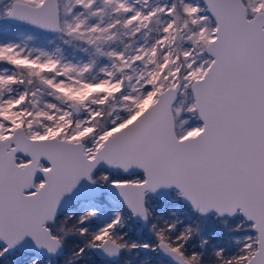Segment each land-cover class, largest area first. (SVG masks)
Segmentation results:
<instances>
[{"label": "snow or ice", "instance_id": "1", "mask_svg": "<svg viewBox=\"0 0 264 264\" xmlns=\"http://www.w3.org/2000/svg\"><path fill=\"white\" fill-rule=\"evenodd\" d=\"M0 20L63 45L0 43V259L25 241L57 258L75 238L61 264H264V0H0ZM81 181L123 208L94 229L99 195L58 216ZM162 191L217 219L225 245L154 216Z\"/></svg>", "mask_w": 264, "mask_h": 264}, {"label": "rangeland", "instance_id": "2", "mask_svg": "<svg viewBox=\"0 0 264 264\" xmlns=\"http://www.w3.org/2000/svg\"><path fill=\"white\" fill-rule=\"evenodd\" d=\"M11 26H13V25L10 24L8 21L0 20V35L4 38V40H0V43L25 42V43H28L29 46H35V44H31V42L35 41L34 39L37 37H40L43 39H49L50 41L58 39V37H56L54 34H51V35L47 34V35H44L45 37H42L39 35L35 36L34 35L35 33H32V32H25L24 35L20 36V40H16V39L14 40L11 38V35H10L11 34V30H10ZM38 31H40V30H38ZM35 47L44 48L41 45H37ZM48 50H51V49H48ZM70 60H73V59H70ZM73 61H76V60H73ZM100 171H103V170H100ZM114 175H118V174H114ZM147 199L152 202L150 207L153 209V212L156 215L159 214V217H162L166 220L171 221L174 218L179 219L183 222V224L185 223L184 225H187V223H189L191 221L192 222L200 221L204 225L208 224V225L214 226V229L211 232H209L212 234L213 233L217 234L218 231L223 229L220 222L218 220H216L212 215H211L212 219L211 218H206V220L198 219L200 217L195 216L196 214H193L191 212L188 205H186V204L180 205L181 202L179 199H177L175 197L174 191L167 194L161 200H157L154 197H151V198L149 197ZM94 201H95V199L94 200H87L86 202H77L76 204H74L70 208L66 209V212L64 213L63 216L68 215V214L73 213V212H75L76 214H79L84 209V207L93 206ZM100 202H101L102 206L100 207L97 220L92 222L91 227L93 229L95 227H98L102 222H106V221L110 220L111 212L113 210L122 209L120 207V205H118L117 202L113 201L111 198H109V196H106V195L100 196ZM161 209H163V210L161 211ZM173 213L175 214V216L172 215ZM125 215H127V213H125ZM235 218H236V220H235V224H236L241 218L240 217H235ZM132 228H135L134 230H136V227L134 226V224L131 223V224H129L128 229H127L129 231V233L131 231H133ZM138 231H139V229H138ZM206 234H207V232L203 233L204 236ZM243 234L244 233H239V234H234V235H243ZM143 253L144 252L139 254L141 260L149 261V262L154 264V262L156 261L155 259H158V258L160 259V257L154 256L151 253H144V254H147V257L141 258V255ZM32 258H33V256L29 252H22L19 249H16V250H14V252L7 254L4 258L0 259V264H29V262ZM36 258L39 259L40 264H49V261H51V264H56V261H57L56 259L51 258V257H46V258L36 257ZM127 258L131 261V263H132V261L137 260V259H133L131 255H129ZM119 262H120L119 264L123 263L122 260Z\"/></svg>", "mask_w": 264, "mask_h": 264}, {"label": "trees", "instance_id": "3", "mask_svg": "<svg viewBox=\"0 0 264 264\" xmlns=\"http://www.w3.org/2000/svg\"><path fill=\"white\" fill-rule=\"evenodd\" d=\"M11 38L12 39H16V40H20V36L24 35L25 32H32V33H35L34 35H39V36H42V37H45L44 35H51V33H42L41 31H38L37 29H33V28H30V27H22V26H11ZM35 38V37H34ZM0 40H4V38L0 35ZM35 41H32L31 44H35V46L37 45H41L43 46L44 48L46 49H53L57 46H60V47H63V45H61L60 43V40L59 38L57 40H52L50 41L49 39H43V38H40V37H37L34 39ZM64 54L67 56L68 59H73V60H79L82 58L81 54L79 52H74L71 48H65L64 49ZM155 216V214H154ZM197 216V215H195ZM207 218H211L212 219V216H208ZM198 219H201V218H198ZM204 220H206V218H204ZM217 220V219H216ZM235 220L236 218H233L232 220L229 221V224L230 225H234L235 224ZM200 222V221H198ZM134 224V226L136 227V230H134L135 228H132L133 231H131L129 234H130V237L134 240H137V241H143V242H150L151 241V235L149 234L148 232V229H147V225H139L137 223H135L134 221H131L130 224ZM194 222H189L187 223V225H191L193 224ZM185 224V223H184ZM201 227L203 229V233L204 232H207V234L205 235L207 238H209L212 242L213 245H217V246H223L225 245L226 241L228 240L229 238V233L227 232V230L225 228H223L222 230L218 231L217 234L216 233H209L211 232L213 229H214V226L212 225H204L203 223H201ZM214 225V224H213ZM139 229V231H138ZM127 230V229H126ZM234 235V234H233ZM71 242L77 244L79 243L75 241V238L74 240H72ZM68 244H72V243H69ZM228 247L229 249L231 250V244H228ZM70 247H66L65 249V252H66V256L69 255V250ZM143 257H147V254H142L141 255V258ZM156 261L154 262V264H162L163 263V260L161 259H155ZM148 264H153L149 261H147ZM132 264H139V261L138 260H135V261H132Z\"/></svg>", "mask_w": 264, "mask_h": 264}, {"label": "water", "instance_id": "4", "mask_svg": "<svg viewBox=\"0 0 264 264\" xmlns=\"http://www.w3.org/2000/svg\"><path fill=\"white\" fill-rule=\"evenodd\" d=\"M10 24H12L13 26L16 25V26H22V27H30V28H33L27 24H23V23H19V22H16V21H8ZM33 29H36V28H33ZM46 33V32H44ZM24 159H27L26 157H24ZM43 161L45 164H47L46 161L44 160H41ZM100 167H103V165H101ZM99 167V168H100ZM106 169V168H105ZM108 170V169H106ZM109 171V170H108ZM134 173V172H133ZM42 177V175L40 173H37L35 178L36 177ZM36 180V179H35ZM170 192V191H168ZM168 192H159L155 195H149V196H155L157 197L158 199H161L166 193ZM101 193H104V194H107L109 195L110 197H112L114 200H116L117 202H119V197L118 195L116 194V192L111 189V188H108V187H105L103 189H98L96 187H93V186H90L87 182L85 181H81V183L77 186L76 189L73 190V192L71 194H68L66 195L61 203H60V206L58 208V214L61 212L60 210L65 208V207H68L70 206L71 204L75 203L77 200H87V199H93L94 197H97L98 195H100ZM182 202H184L185 204H187L185 201L181 200ZM188 205V204H187ZM193 212V211H192ZM194 213V212H193ZM137 222H139L138 220H136ZM140 223V222H139ZM141 225V223H140ZM20 251L22 252H29L30 254L32 253V255H39V256H46L45 253L43 252H37V250L31 245V242L30 241H25L20 247H18ZM63 251V250H62ZM13 252V251H12ZM11 253V252H10ZM62 253V252H61ZM96 256H98L99 258L101 257L99 255V253H96L95 254ZM103 258V257H101ZM104 259V258H103ZM110 261V260H109Z\"/></svg>", "mask_w": 264, "mask_h": 264}, {"label": "flooded vegetation", "instance_id": "5", "mask_svg": "<svg viewBox=\"0 0 264 264\" xmlns=\"http://www.w3.org/2000/svg\"><path fill=\"white\" fill-rule=\"evenodd\" d=\"M41 164H43L45 167H47L48 165L47 164H45L43 161H41ZM100 170H103V171H108V170H106L105 168H103V167H100L98 170H97V172H100ZM114 174H117V173H114ZM133 174H138V173H133ZM36 180H35V182L36 183H39L41 180H42V178L41 177H36L35 178ZM170 192H172V191H170ZM170 192H168V193H166L162 198H164L167 194H169ZM102 195H106V196H109V195H107V194H104V193H101L100 195H99V197L100 196H102ZM151 198V197H154V198H156L157 200H161V199H158L157 197H155V196H148L147 198ZM96 197H94L93 199H87V200H94ZM109 198H111L113 201H115V202H117L116 200H114L112 197H110L109 196ZM87 200H77L75 203H73V204H71L70 206H68V207H65V208H63V209H61L60 211V213L58 214V216H63L64 215V213L66 212V209H68V208H70L71 206H73L74 204H76L77 202H86ZM180 202H181V204L180 205H182V204H185L184 202H182L181 200H180ZM118 203V205H120V207L121 208H123V206H122V204H121V202L119 201V202H117ZM161 204V203H160ZM187 205V204H186ZM189 206V205H188ZM189 208H190V206H189ZM163 209H161V211H162ZM190 210H191V208H190ZM191 212H192V210H191ZM126 213V212H125ZM193 213V212H192ZM153 214H155L154 212H153ZM193 214H195V213H193ZM155 216H159V214H155ZM211 216V215H210ZM135 223H137V224H139L140 225V223L139 222H137V221H134ZM142 225V224H141ZM72 240H74V238H72V239H70L68 242L69 243H72V244H70L69 245V247H71V245H73V244H75V243H73V242H71ZM75 241L76 242H78L76 239H75ZM17 249H19V248H17ZM66 249V248H65ZM65 249H63V251H62V253L60 254V256L59 257H57V258H54V259H56L57 261H56V264H61V261L63 260V259H65L67 256H66V252H65ZM69 250H70V248H69ZM14 252V251H13ZM12 253V252H11ZM9 254V253H8ZM31 255H32V253H31ZM33 257H39V258H46V257H48L47 255L46 256H39V255H32ZM161 260H162V258H160ZM119 261H121V260H116V261H109V260H106V259H103V258H99L98 256H96L95 254H93V257H92V259L91 260H87V259H82L81 261H80V264H119L120 262ZM123 264V263H122ZM132 264V263H131Z\"/></svg>", "mask_w": 264, "mask_h": 264}]
</instances>
